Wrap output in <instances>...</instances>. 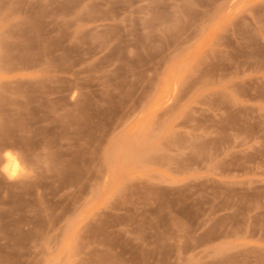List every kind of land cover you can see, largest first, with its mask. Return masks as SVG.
Listing matches in <instances>:
<instances>
[{
	"label": "rangeland",
	"instance_id": "rangeland-1",
	"mask_svg": "<svg viewBox=\"0 0 264 264\" xmlns=\"http://www.w3.org/2000/svg\"><path fill=\"white\" fill-rule=\"evenodd\" d=\"M0 264H264V0H0Z\"/></svg>",
	"mask_w": 264,
	"mask_h": 264
},
{
	"label": "clouds",
	"instance_id": "clouds-1",
	"mask_svg": "<svg viewBox=\"0 0 264 264\" xmlns=\"http://www.w3.org/2000/svg\"><path fill=\"white\" fill-rule=\"evenodd\" d=\"M34 167L24 154L13 148L0 151V177L16 182L34 176Z\"/></svg>",
	"mask_w": 264,
	"mask_h": 264
}]
</instances>
